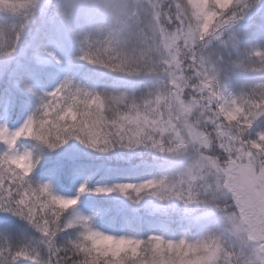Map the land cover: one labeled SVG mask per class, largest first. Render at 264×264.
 <instances>
[{
    "label": "snow or ice",
    "instance_id": "obj_1",
    "mask_svg": "<svg viewBox=\"0 0 264 264\" xmlns=\"http://www.w3.org/2000/svg\"><path fill=\"white\" fill-rule=\"evenodd\" d=\"M254 5L264 0H0V56L12 58L37 20H51L49 39L77 48L72 62L111 78L98 89L65 75L41 92L30 86L34 67L21 68L30 77L0 72V212L32 230L0 223V264H264V78L222 87L225 65L264 73V48L242 46L238 31ZM43 56L62 63L37 45L33 63ZM16 91L38 102L13 128ZM24 139L163 160L158 176L92 189L136 209L150 200L154 218L136 233L98 230L76 211L85 184L69 197L31 181L39 157L19 150Z\"/></svg>",
    "mask_w": 264,
    "mask_h": 264
},
{
    "label": "trees",
    "instance_id": "obj_2",
    "mask_svg": "<svg viewBox=\"0 0 264 264\" xmlns=\"http://www.w3.org/2000/svg\"><path fill=\"white\" fill-rule=\"evenodd\" d=\"M244 25H249L244 32L248 38L242 43L244 47L264 48V31L261 36L249 32L255 25L261 26L264 30V8L254 5L248 17L241 20ZM33 50L37 45L46 46L62 61L57 65L50 57L43 56L40 65H34L39 72L37 78L30 79V86L36 91H50L56 84L64 78L70 76L78 83L85 86L103 88L111 82L110 77L102 76L92 66L82 62H72V57L76 54L77 48L68 49L66 46L49 39V35L41 34L33 42ZM212 48L221 55H226L225 50L220 51L215 44ZM23 67V66H22ZM21 67V68H22ZM224 67L222 87L229 91L237 90L242 84L247 85L250 81H258L264 78V73H242L230 66ZM18 70L19 75L30 77V73ZM249 77L251 79H246ZM4 86L0 87V90ZM18 107L14 117H10L6 122L9 127H19L28 114L35 108L37 98L28 92L16 91ZM7 99V95H0V105ZM5 122L3 114L0 113V123ZM264 126L258 124L257 127ZM74 141L70 140L56 149H48L31 139H24L20 142V151H29L39 160L32 170L30 179L34 184L51 183L54 191L62 196H77L80 184H85L87 190L80 193L76 205V211L91 216L95 228L110 234L136 233L137 222L150 221L154 217L149 214H140L138 211L130 210L120 204L119 199L123 198L118 193L98 194L92 189L98 186L111 185L125 180H139L149 175L158 176L164 171V162L161 159H154L153 156L144 152L142 154H130L127 149H120L109 153H97L91 149L84 150L83 153L72 157L56 156L59 152H65L72 146ZM6 214V213H5ZM8 216V217H7ZM9 224L18 226L17 231H23L25 236H31L32 231L25 227V222L14 216L6 215ZM148 229L145 226L141 229L143 234ZM178 234V233H177ZM172 235V233H169ZM68 236L61 233L58 239H67Z\"/></svg>",
    "mask_w": 264,
    "mask_h": 264
},
{
    "label": "rangeland",
    "instance_id": "obj_3",
    "mask_svg": "<svg viewBox=\"0 0 264 264\" xmlns=\"http://www.w3.org/2000/svg\"><path fill=\"white\" fill-rule=\"evenodd\" d=\"M45 3V0H40V4L43 5ZM7 21L0 23V28H6L7 27ZM245 21L243 22H239L238 24V31L242 37V43H244V39L245 42H247L248 38L246 37V33L244 32V30L249 26V25H244ZM55 26V21H46L45 26L41 27L39 20H37V22L32 26L31 30L29 32H27L23 37H22V41L20 42V45L17 48L16 53L14 54V56L12 58L6 59L3 56H0V72H5L6 74L15 70L16 72H18V70L22 67V66H34L35 64L33 63L32 59H31V54L33 52V42L35 41V39L41 35V34H45V35H50L49 29H51L52 27ZM39 28V31H37V29ZM263 28H261V26H258V24L255 25V28L251 29L249 32H253L256 34V37H259L262 35L263 33ZM220 51H224V49L222 47H219ZM246 79H251L249 77H246ZM252 81H250L249 83H251ZM4 86L3 82H0V87ZM239 88H237L238 90ZM233 91V90H232ZM88 148H85L83 145L79 144L78 141H74L72 146L69 147V149H67L65 152H59L56 156H60V157H72V156H77L81 153L84 152V150H86ZM120 204L124 205V207L126 206V208L130 209V210H134L135 212H139L140 214L144 213L146 215H148L149 211L152 208V201L150 200H145L143 202V205L141 207H139V209H136L133 207V205L127 201L125 198H120L119 199ZM142 212V213H141ZM7 213H3L0 212V223H8L7 221V217H6ZM10 217H12V219H14V216H12L11 214ZM9 224V223H8ZM26 228H28L25 225ZM29 230H31L30 228H28ZM32 231V230H31ZM19 264H29V262L27 261H20Z\"/></svg>",
    "mask_w": 264,
    "mask_h": 264
}]
</instances>
